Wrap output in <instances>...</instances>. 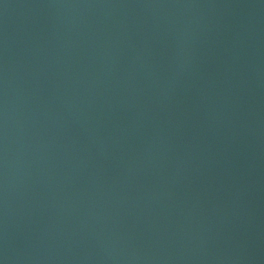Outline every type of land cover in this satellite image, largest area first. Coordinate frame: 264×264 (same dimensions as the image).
Returning <instances> with one entry per match:
<instances>
[{"label":"water","instance_id":"water-1","mask_svg":"<svg viewBox=\"0 0 264 264\" xmlns=\"http://www.w3.org/2000/svg\"><path fill=\"white\" fill-rule=\"evenodd\" d=\"M0 264H264V0H0Z\"/></svg>","mask_w":264,"mask_h":264}]
</instances>
